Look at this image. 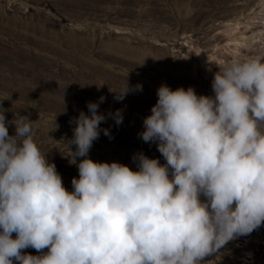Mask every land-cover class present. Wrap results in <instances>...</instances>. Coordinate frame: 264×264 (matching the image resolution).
Instances as JSON below:
<instances>
[{
    "label": "clouds",
    "instance_id": "clouds-1",
    "mask_svg": "<svg viewBox=\"0 0 264 264\" xmlns=\"http://www.w3.org/2000/svg\"><path fill=\"white\" fill-rule=\"evenodd\" d=\"M211 87L157 89L138 135L166 163L137 152L136 170L89 157L101 132L112 139L101 124L124 116L99 112L104 96L88 102L67 141L71 191L37 145L36 121H6L0 107V264H202L264 226V57L231 60ZM131 91L142 85L113 98Z\"/></svg>",
    "mask_w": 264,
    "mask_h": 264
},
{
    "label": "rangeland",
    "instance_id": "rangeland-1",
    "mask_svg": "<svg viewBox=\"0 0 264 264\" xmlns=\"http://www.w3.org/2000/svg\"><path fill=\"white\" fill-rule=\"evenodd\" d=\"M258 56L264 57V0H0V107L6 121L14 112L36 121L34 139L69 191L78 169L65 157L67 141L88 102L104 96L99 112L121 109L124 116L119 126L111 118L101 124L112 139L101 132L91 159L136 170L132 157L143 152L164 164L156 144L138 135L157 89L212 95L219 68ZM126 82L142 91L115 101L113 92ZM8 130L15 134L14 125ZM202 264H264V226Z\"/></svg>",
    "mask_w": 264,
    "mask_h": 264
}]
</instances>
